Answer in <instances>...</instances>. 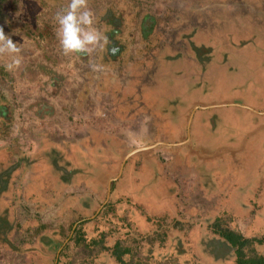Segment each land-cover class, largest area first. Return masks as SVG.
Returning <instances> with one entry per match:
<instances>
[{
	"label": "rangeland",
	"instance_id": "1",
	"mask_svg": "<svg viewBox=\"0 0 264 264\" xmlns=\"http://www.w3.org/2000/svg\"><path fill=\"white\" fill-rule=\"evenodd\" d=\"M69 3L0 0L22 57L6 71L0 54V264H259L264 162L244 172V155L207 137L222 123L211 112L246 109L241 93L264 100V57L252 53L264 0H87L108 42L66 56L56 16ZM211 92L238 97L209 103ZM225 123L231 137L243 126ZM261 130L245 140L260 134L251 162ZM218 219L251 240L242 255Z\"/></svg>",
	"mask_w": 264,
	"mask_h": 264
},
{
	"label": "crops",
	"instance_id": "2",
	"mask_svg": "<svg viewBox=\"0 0 264 264\" xmlns=\"http://www.w3.org/2000/svg\"><path fill=\"white\" fill-rule=\"evenodd\" d=\"M260 39L264 40V36L262 38H260ZM258 44H259L258 47H256L255 49H253L254 52H252V53H254V55L258 54V56L264 57V48L262 47V45L264 46V43L259 42ZM249 45L251 46V44H249ZM263 71H264V67H263ZM259 76H261L262 78H264L262 72L259 73ZM261 89L264 91V83H263V85H261ZM238 96H242L243 97L244 100H243L242 103H245V104H240L239 103V104H234V105H239L240 107H244L245 106L246 109H240L238 107L237 110H235V109L234 110H227V109L225 110V109H222V112L221 111H217V112L216 111H213V112H211L210 113L211 118H213L214 116H216L217 119H221L219 121H222V123H220L215 130L213 128L214 126H212V129L210 130V136H208L207 138L210 139V140H208L209 141V144L210 145H213L215 147H217L219 145H222V144L225 145V146H230L231 147L230 150H231L233 156L234 155L236 156V154H238V153H239V155H244L243 157H240L239 156V158L244 162L243 164L241 163L242 165L240 166V167H243L244 172L246 170L245 167H247V168H249V167H255V170H258L259 171L258 165H260L261 163L264 162V158H263L264 154H261V156H260L261 162H258L257 159H255V160H253V162H251L250 160H247V156H248L247 153H248V151H246V147L249 146L250 151L251 152H254L255 149H256V147H257V143H258L257 138H259V135L260 134L258 132V134H259L258 135V134H256L257 133L256 132L255 135H253L254 139L252 141L248 142V143H247V141L245 142V140L247 139L248 136H251L255 132L256 128H258V127H264V121L259 122V123H254V121H255V115L253 113H250L249 112V111H252V112L254 111V112L258 113V111H255V109H253L252 107L262 108V106H264V100H261L260 101V98L259 97L257 98L258 93H255V92L248 93L245 96L242 95V93H241ZM238 96H234V97L233 96H230L229 97V96H224L223 94H218V93H215V92H213V93L211 92V94L209 93L208 96H203V97L209 103H210L211 100H212V103H213L215 101H218L219 102V100H227V99H231L232 100V99H234V98H236ZM188 102H189V98L188 99L186 98V103H188ZM35 105H37V104H35ZM228 105H230V104H228ZM228 105L226 103V106H228ZM162 108H164V106ZM165 108H167V107H165ZM175 108L176 107H174V109ZM36 109H39V108L38 107H35V110L33 109V114H36L35 113L36 112ZM167 109H170V107L167 108ZM174 109H172V110H174ZM40 110H42V109H40ZM247 110H249V111H247ZM168 111H171V110H168ZM203 113L204 112H201V114H199V116L196 117L197 118L196 124H199V123L202 122V117L204 116ZM228 121L229 122H233V123L240 121L239 124H243V126L241 127V129L239 131L233 130V132L235 134L233 133V136L232 137L231 136H228L227 134H224L223 133V132H225L224 128L227 129V125H226L225 122H228ZM136 125L138 127L139 124H136ZM136 125H135V127H136ZM198 126L199 127H202L203 124L201 123ZM261 131H264V130H261ZM55 145L56 146L57 145L60 146L58 143L57 144L54 143V144H52L49 147L46 146L45 147L46 148L45 149V152H47V153H42V154H45V155H48L49 157H51V153L56 149L54 147ZM207 145H208V143H207ZM112 147H114L113 144H112ZM141 148H143L141 150H146V147H141ZM259 149H262L264 151V147L262 148V147L258 146L257 152L259 151ZM55 152L57 153L58 151L56 150ZM231 152H229V153H231ZM58 153H57V156L60 157V159H58V160H61L62 163H64V164L65 163L70 164L72 162L67 155H66L67 158H65L64 157L65 154H63L62 152H58ZM40 154H41V152H40ZM62 155H64V156H62ZM7 156L10 157L11 156L10 153ZM245 157H246V159H245ZM214 158L217 159V160H219L220 155L218 154L216 156H213V159ZM248 161H250L251 163L250 162L248 163ZM54 175H55V172H54Z\"/></svg>",
	"mask_w": 264,
	"mask_h": 264
},
{
	"label": "clouds",
	"instance_id": "3",
	"mask_svg": "<svg viewBox=\"0 0 264 264\" xmlns=\"http://www.w3.org/2000/svg\"><path fill=\"white\" fill-rule=\"evenodd\" d=\"M56 20L59 25L57 37L60 48L66 56L72 53L87 54L108 42L107 36L93 26L94 14L88 10L87 0H70L67 11L58 13ZM2 53L11 56L10 62L4 65L6 71H14L20 67L21 48L0 27V54Z\"/></svg>",
	"mask_w": 264,
	"mask_h": 264
},
{
	"label": "trees",
	"instance_id": "4",
	"mask_svg": "<svg viewBox=\"0 0 264 264\" xmlns=\"http://www.w3.org/2000/svg\"><path fill=\"white\" fill-rule=\"evenodd\" d=\"M45 112L46 111H44V113ZM212 228H213L214 232H216L217 234H219L220 236L225 238L232 246L236 247L240 254L242 253V249L244 246L250 245V241H251L250 239L245 238L241 233L237 232L234 229H230L228 227L223 226V224H221L220 219H218L216 222H214L212 224ZM77 238L80 239L79 236ZM128 251L129 250L126 247H125V249H121L120 244L118 242L116 247H115V250H114V255L119 261L124 263L125 261H123L122 255L127 253ZM258 262H259V264H264V259L259 258ZM125 264H131V263L125 262Z\"/></svg>",
	"mask_w": 264,
	"mask_h": 264
},
{
	"label": "water",
	"instance_id": "5",
	"mask_svg": "<svg viewBox=\"0 0 264 264\" xmlns=\"http://www.w3.org/2000/svg\"><path fill=\"white\" fill-rule=\"evenodd\" d=\"M147 148V147H146ZM141 149H143V148H141V147H138V148H134V149H132L129 153H127V155L125 156V159H127L128 157H130L133 153H135V152H137V151H140ZM124 159V160H125Z\"/></svg>",
	"mask_w": 264,
	"mask_h": 264
}]
</instances>
